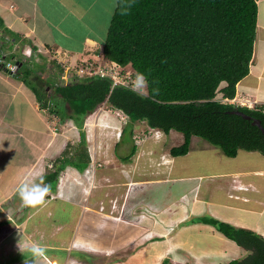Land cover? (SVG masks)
<instances>
[{"label": "crops", "instance_id": "0c3cea01", "mask_svg": "<svg viewBox=\"0 0 264 264\" xmlns=\"http://www.w3.org/2000/svg\"><path fill=\"white\" fill-rule=\"evenodd\" d=\"M98 2L0 0V40L4 36L9 38L10 33L5 31L8 28L19 38L31 40L37 49H62L72 56L82 57L83 53L92 56L100 50L97 48L100 38L95 33L99 28V20H85V17L90 6L100 7ZM116 3V0H101L97 18L101 15L109 24ZM257 3V40L250 73L237 85V97L248 99L252 96L255 105L258 102L264 104V0H258ZM90 21L95 24L92 30L83 34L76 32L82 24ZM58 46L60 47L57 48ZM43 112L34 90L18 77L0 68V260H4V254L7 258L2 264H24L26 257H31L34 264H96L95 257L101 255L105 256L104 260H110L111 258L106 257L112 252L108 249L109 243L112 239L119 238L117 233L121 229L114 222L130 226L131 231L134 228L132 233L136 235L139 223L145 219L146 228L151 229L154 234L157 233V237H162V221L170 219L173 214V218H178L181 222L177 226V234L171 238V245L167 240L170 246H160L155 253L165 254L163 260L169 259L173 264H220L218 257L230 256L238 259L239 256L244 258L249 254V250L227 238L214 226L198 222L200 217L211 216L264 236L262 153L241 149L235 157H228L221 151L226 157L224 159L216 150L210 151V146L204 148V145H199L200 152H209L206 159L196 155L192 163H179L177 157L171 154L168 157L160 149L162 142L164 144L168 141L174 131L163 135L161 139L153 135L145 140L142 138L143 144L132 140L138 136L136 133L139 124L149 128L144 121H136L131 124V128L128 126L130 123L123 126L122 130L127 126L128 128L122 132L113 148V160L119 161L120 165L115 164L113 168H109V173H97L101 180L109 178L110 185L115 188L108 187L109 184L104 180L91 196L92 189L97 186L88 185V180L92 178L90 164L94 160L92 149L88 147L92 160L85 170L79 171L66 165L62 172L65 180L56 190H46L44 198L37 205L26 206L18 189L25 182L44 184L42 177L48 166H41V151L44 150L45 154L54 151L56 156L47 157L56 162L63 157L66 150L61 148L60 139H53L51 133L46 132L41 115ZM99 120H102V115ZM110 120L109 118L108 122ZM63 126L67 133H71L72 129L79 131L77 142L72 144L74 152L79 149L81 129L75 122L71 124L65 121ZM126 135L129 136L128 140H125ZM194 139L191 150L184 156L192 155L193 150H196ZM122 148L124 151L119 153ZM134 148L135 152L132 153ZM96 151L101 154L103 146H99ZM95 170L94 167L93 171ZM119 177L127 180L112 182V178ZM205 179L209 180L204 182ZM125 184H129L125 193L127 200L133 197L130 208L126 212L127 207H121L118 215L120 217L114 214L110 216L107 211L110 208L109 203L111 205L113 202L116 208L118 201L115 198L118 196L109 198V192L117 191L118 195L122 189L120 187ZM57 202L63 212L68 205L74 208L71 219L62 218L57 209L59 206H56ZM95 202H98L100 208H96L99 210L92 207ZM250 203L254 204L251 208ZM141 208L146 209V214L139 213ZM148 212L154 215L151 217ZM250 215L253 221L249 220ZM102 222H105V226L98 228L97 225ZM67 230L70 233L65 235ZM35 240L46 244L42 249H46V254L42 250L37 252L31 248V242ZM48 248L54 251V255ZM58 254L65 259L54 261L53 258H58ZM87 256L92 257L95 263L88 262L85 259ZM109 260L103 264L119 263Z\"/></svg>", "mask_w": 264, "mask_h": 264}, {"label": "trees", "instance_id": "16d2710c", "mask_svg": "<svg viewBox=\"0 0 264 264\" xmlns=\"http://www.w3.org/2000/svg\"><path fill=\"white\" fill-rule=\"evenodd\" d=\"M257 1L116 0L103 54L125 69L145 74L148 83L144 97L130 87L112 88L111 80L100 77L74 80L72 76L74 81L54 86L51 92H39L37 81L42 82L43 78L34 66L23 62L15 76L34 90L42 109L52 103L48 112L57 114L59 119H82L80 124L75 121L82 131L79 149L71 155L66 148L63 157L54 161V169H47L42 177L46 190H56L66 165L79 171L89 165L91 157L83 124L104 102L124 111L130 118V128L134 122L144 121L167 135L171 131L183 133V142L170 150L173 157L188 154L195 137L219 147L228 157H235L241 149L264 155L262 131L251 120L232 112L242 110L259 118L264 126V104L237 106L218 98L219 93L226 99L235 98L237 85L250 73L257 40ZM5 31L11 35L10 40L4 38L8 49L17 43L37 50L31 40L19 38L8 28ZM58 66L62 75L63 69ZM52 93L59 102L48 98ZM197 221L214 226L249 250L244 258L226 264H264L262 234L213 217H200ZM162 264L173 263L164 259Z\"/></svg>", "mask_w": 264, "mask_h": 264}, {"label": "rangeland", "instance_id": "374dc122", "mask_svg": "<svg viewBox=\"0 0 264 264\" xmlns=\"http://www.w3.org/2000/svg\"><path fill=\"white\" fill-rule=\"evenodd\" d=\"M98 1H99L98 4L101 7V0H98ZM100 7L98 5H95L94 7L90 6L89 7L90 10L86 14V17H85V20H94V19L99 20V23H98L99 28L96 30L95 33L100 38V45L97 47L100 50H98V52L94 53L92 56H87L89 54L83 53L81 59L88 58V59L96 60L100 56H101V59L105 57L103 54V44H104L103 41L106 38V35L108 32L107 29L109 27V24L103 20L101 15L99 16V18H97L96 13ZM94 26H95V24L93 23V21H90V23H86L85 25L82 24L80 26V28L78 30H76V32L79 34H81V33L83 34L87 31L92 30L94 28ZM2 30L3 29L1 28V31ZM2 32H5V31L3 30ZM4 34L7 35L8 33H4ZM8 36H10V38H11V35H8ZM4 38L2 40H0V56H3L5 54L7 56H10V54L13 52V54H16L17 59L18 58L20 60L23 59L24 62H28L29 64L34 66L36 73L40 77H43L42 82L37 81V87L39 88V92H42V90L44 91V93H45V91H46V93H47V91L51 92L54 86L66 84V82H68L70 80L69 77L66 78L64 76V74H62V75L60 74V68L57 65V63H55V62L50 63L49 61L46 60L47 55L44 58H39V57L44 56V55L37 56L38 54H40L39 51L38 50H34V51L31 50V56L26 57L23 53V50L25 48H27V45L22 46V44L21 45L20 44L18 45L17 43L12 44V46H14V48L12 50H10L4 45V43L7 42V41H4ZM10 38H9V40H10ZM59 47L60 46H58L57 48H59ZM41 49H43V52H46V50H47L45 48H41ZM40 62H41V64H40ZM33 64H35V65H33ZM127 71L132 72L133 78L135 77L136 73L134 71H132V69L129 68V69H127ZM50 89H51V91H50ZM48 98L52 101L59 102L58 97L56 95H54L53 93H52V97L48 95ZM218 98H220V93H219ZM248 99H250V100H248V102H246L248 106L249 105L251 106L252 104H254L255 101L252 98V96H250V98H248ZM256 104L259 105L261 103L258 102ZM52 106H53L52 103H50V107H52ZM48 111L49 110H44V112L41 114L43 119H44V126H45L46 132L48 134L51 133V135H52L51 137L53 139H55V138L60 139V142H62V144H60L61 148H63V149L69 148L70 153H72V151H73L72 150V144L77 142V140L79 138V135H78L79 131L77 129H72V132L71 133L69 132L70 134L65 132V126H63V123L65 125V120L59 119L60 117L57 114H53V113L50 114ZM101 115H102V120L100 121L99 117ZM109 118L111 119L110 122H108ZM73 119H71L72 121L67 120L68 123L70 122L71 124H73L76 121L77 124H80L82 121V119L79 117L77 118V116H75ZM59 120H60L59 124L62 123V125L56 126ZM55 123H56V125H55ZM126 123H127L126 119L122 118V113L119 112L118 110L111 108L107 103L101 104L95 110V112L92 115H89L84 120L83 132L86 134L87 143L90 144L88 147H89V149H92L93 157H94L93 158L94 160L91 159L92 163L90 164L89 171H90V175L92 178H90V180H88V185L97 186V187H94L92 189L93 194L91 193V196H93L95 190H97L99 188L98 187L99 184H102L105 180L104 178L101 180V178L98 177L97 173L101 172V171L105 172V173H109V171H110L109 168H113L115 166V164L120 165L119 161L115 162L113 160V157H114L113 148H114L117 140L120 139V137H119V132L121 131L120 129H122ZM81 132H80V134H81ZM152 132H154V131H152ZM152 132L150 131V128H148L146 125L139 124L137 126V133H136V135H138V136L133 137L132 140L135 143L138 141V143L143 144V140H141V139L144 138V140H145L146 138H148L152 134ZM162 134L165 136V133L162 132ZM52 138H48V140L51 139L53 141ZM128 139H129V136L126 135L125 140H128ZM151 140H153V139L151 138ZM183 140H184L183 133H180L178 131H174L170 134L168 141H166L164 144L162 142L160 149H162L167 154V156L170 157L171 156L170 155L171 148L174 145L175 146L180 145L183 142ZM88 141H90V143ZM194 145L196 147V150H193L192 155H189L187 157L186 156H184V157L180 156V157H177L176 160H178L179 163H184V164H185V162H188V161H189V163H192V161H193L192 159H195L194 156H196V155H200L201 159H203V158L206 159L208 157L209 152H200L198 147H199V145L200 146L204 145V148H207V146H209V143L201 137H195ZM99 146H103L104 152L102 151L101 154H98L96 151L99 148ZM209 150L210 151L216 150L218 153L221 152V149L219 147H215L212 145H210ZM123 151H124V149L122 148L121 150H119V153L123 152ZM38 154H36V155H38ZM220 154H222V153H220ZM47 156H56V153L53 151L51 153L45 154L44 150L41 151V155H40V157L42 158V165L41 166L46 165V166H48L47 168H50L49 166L51 164V161H53L54 159L50 160L49 157H47ZM222 158L226 159V157L224 155ZM94 167L96 168L95 171H93ZM40 169H41V167H40ZM121 170L122 169H120V173L122 172ZM114 171H116V170L114 169ZM112 172H113V170H112ZM120 179H121V177L116 178V179L112 178V182H119ZM64 180H65L64 176H63V174H61L60 178H59V183H62ZM125 180H127V179H125ZM125 180H124V178H123V180L121 179V181H125ZM207 180H209V179H205L204 182H207ZM110 181L111 180L109 178H107L105 180V182H107V184H109L108 187H111V189L115 188L114 186L110 185ZM128 185L129 184H127V185L125 184V185H123V187L121 186L120 188H122V189L118 195H117V191L116 192L115 191L109 192V195H108L109 198L118 196L117 198H115L118 201V206L116 208L113 206V202L111 203V205L109 203L110 208H108L107 211H108V214L110 213L109 214L110 216H113V214L116 216L120 215L121 207H123V209H124V207H127L126 212H128V210L130 208V204H131L130 202L133 198V197H130V199L127 200V197L125 196L126 190L129 189ZM186 188H187V186H186ZM119 196H120V198H119ZM92 200L93 199H91V201ZM253 205H254L253 203H250V208L253 207ZM56 206H59L58 202L56 203ZM97 206H98V202H95L94 206H92V207L95 209ZM98 208H100V207L98 206ZM98 208H96V209H98ZM57 209H58V212L62 216L63 219L64 218H65V220L71 219L73 211H74V208L71 205H68L67 210L64 212L62 211L60 206ZM144 210L146 211L145 208L139 209V213L146 214ZM90 212H92V211H90ZM79 213H80V211H78V216H79ZM94 213L96 214V211H94ZM122 214H123V212H122ZM148 214H150L151 217H152V215H154V214H152V212H148ZM118 217H120V216H118ZM173 217H174V214L171 216L170 219H167L166 221H162L163 228H164V231L162 233L164 235H162V237H157V235H156L157 233L154 234L151 229H147L146 228V225H147L146 220L143 219L142 217L141 218L143 219V222L139 223L140 227H138L139 229L136 230V233H137L136 235H134L132 233L133 229H134L133 227H132L133 229L131 231V230H129L130 226H127L126 224H122L120 222H114L117 226H119V228L121 226V229H119L120 230V232H119L118 228H117V232H119V233L116 232L117 234L120 235L119 238L116 240L112 239L111 242L109 243L110 245L108 244L109 245L108 249L112 250V252L107 254L106 257L111 258V259L110 260L109 259L104 260L105 256L101 255L99 257H95L97 259L96 264H103L105 262H108L107 260L116 261L117 263L119 262L118 264H160L161 261L163 260V257L165 256V254H163V255L155 254V253H157L156 250H159L158 248L160 246L163 248V246L168 245V241H169V244L171 245L170 240H171V238H173L177 234L176 233L177 226L181 223L178 221V218L174 219ZM209 217H211V216H208V218ZM249 220L250 221L254 220L251 215L249 216ZM110 222L111 221H109V223ZM104 224H105V222H102V223H100V225H97V227L103 228V226H105ZM126 226H127V229L125 228ZM84 232H86V230ZM69 233L70 232L67 230L65 235H68ZM99 239H102V238H99ZM170 245H168V246H170ZM45 250H42L44 254H46ZM49 250L54 255V251L52 252V249H49ZM50 252L48 251L49 255H50ZM111 253H112V255H110ZM50 257H52V255H50ZM239 257H238V259H241ZM3 258L6 262L7 258H6L5 254H4ZM64 259L59 254H58V258H53V260L56 262H60V260H64ZM85 259L88 262L95 263L94 259L90 256H87ZM218 259H219L220 264H226V263L234 260V259L230 258V256H228L226 258H225V256L224 257H218ZM236 259H237V257H236ZM4 260H0V264L4 263ZM178 264H184V263H178Z\"/></svg>", "mask_w": 264, "mask_h": 264}, {"label": "clouds", "instance_id": "9594fccd", "mask_svg": "<svg viewBox=\"0 0 264 264\" xmlns=\"http://www.w3.org/2000/svg\"><path fill=\"white\" fill-rule=\"evenodd\" d=\"M5 37V36H4ZM6 38V37H5ZM6 39H9V38H6ZM47 50H50L52 48H45ZM30 50V51H29ZM31 50L34 51V49L30 46V45H27V48H25L23 50V53L26 57H29L31 56ZM39 51L40 54H38L37 56L39 55H44V57H49L48 53H45L43 52V50H41V48L37 49ZM13 54V52L11 53ZM7 56L6 54L3 55V56H0V66H3V68L1 69H4V70H7L9 73H11L12 75L15 76V74L17 73L18 69H19V66L22 65V63L24 62L23 59L20 60L19 58L17 59L16 57V54H13V56ZM46 57V60L49 61L50 63L52 62H55L57 63L58 65H60L57 61H51L49 60L48 58ZM76 58H78L79 60L81 59V57L79 58L78 56H74ZM39 58H43L42 56L39 57ZM105 58V57H104ZM98 59H101V57H99ZM103 59V58H102ZM106 59V58H105ZM73 62V60H72ZM41 64V62H40ZM10 65L13 66L15 65L16 66V70L13 71L11 68H10ZM61 66V65H60ZM61 69V68H60ZM63 69V68H62ZM63 74L64 76H66L65 72H64V69H63ZM72 76L75 77L74 80H78V79H82V78H85V77H88V76H83V77H77L75 74L69 76L70 80L68 82H71L73 80ZM73 80V81H74ZM147 78L145 76L144 73L142 72H137L135 74V77L134 79L132 80V83L131 85L129 86L130 87V90L132 92H134L135 94L141 96V97H144L146 96L147 94ZM237 97V95H236ZM221 100L225 101L226 98H223L222 95L220 96ZM228 100H231L229 98H227ZM225 102H229V103H232L230 101H225ZM50 103V102H49ZM106 103V102H104ZM103 104V103H102ZM108 104V103H107ZM234 104V103H232ZM109 105V104H108ZM234 105H237V104H234ZM110 106V105H109ZM237 106H248L247 104L246 105H237ZM255 106V104H252L251 106L249 105L248 107H253ZM49 107H50V104L48 105V108H45L44 110H49ZM111 108L115 109V110H120L122 111L121 109H118V108H114L112 106H110ZM95 112V111H94ZM93 112V113H94ZM124 112V111H122ZM93 113H91L90 115H92ZM125 113V112H124ZM126 114V113H125ZM127 115V114H126ZM89 116V115H88ZM87 116V117H88ZM86 117V118H87ZM127 123L130 122V118L129 116L127 115ZM68 120H71V119H68ZM72 121V120H71ZM126 123V124H127ZM135 123V122H134ZM84 126V124H83ZM150 128V127H149ZM121 131L119 132V137H121L122 135V132L123 130L120 129ZM150 131H154L152 132L151 135L155 136V138L157 139H161L163 137V133H165L164 131H162L161 129H158V128H150ZM166 134V133H165ZM138 142V141H137ZM51 163L53 164L52 166H49L50 168H53L54 169V161H51ZM64 170V169H63ZM63 170L60 172V175L63 174ZM59 175V176H60ZM61 184V183H60ZM47 185L46 184H43V185H39V184H34V183H29V182H25L23 184H21L19 186V189H18V193H19V196L20 198L22 199L23 203L26 205V206H35L37 205L45 196V192H46V189H47ZM46 247V244L42 241H39V240H35V241H32L31 242V248L36 250L37 252H40L42 249H44ZM24 264H34V261L31 257H26L25 260H24Z\"/></svg>", "mask_w": 264, "mask_h": 264}, {"label": "built area", "instance_id": "2783aa9c", "mask_svg": "<svg viewBox=\"0 0 264 264\" xmlns=\"http://www.w3.org/2000/svg\"><path fill=\"white\" fill-rule=\"evenodd\" d=\"M30 51V50H29ZM45 53H48V59L51 61H57L61 67L64 69L66 74V78L75 74L77 77H100L104 79H109L112 81V88L114 87H129L132 83L133 74L132 72L127 71L122 65L119 63L109 60V59H78L65 50L62 49H50L46 50ZM73 60V62H72ZM1 61V60H0ZM10 68L15 71L16 66L10 65ZM225 101H230L237 105H246L248 99L244 97H235L231 100L225 99ZM122 113V118L127 119V115ZM60 121V120H59ZM58 121V123H59ZM57 123V124H58ZM56 125V123H55ZM58 126V125H56ZM53 164L51 163L50 166Z\"/></svg>", "mask_w": 264, "mask_h": 264}, {"label": "water", "instance_id": "95a60500", "mask_svg": "<svg viewBox=\"0 0 264 264\" xmlns=\"http://www.w3.org/2000/svg\"><path fill=\"white\" fill-rule=\"evenodd\" d=\"M233 113L239 114L243 116L245 119L251 120L253 125H256L264 134V126L262 124V121L259 118H254L253 116L245 113L242 110L235 109L232 111Z\"/></svg>", "mask_w": 264, "mask_h": 264}]
</instances>
